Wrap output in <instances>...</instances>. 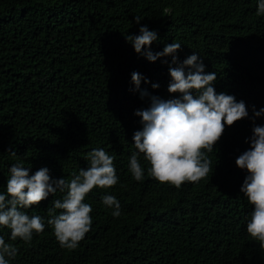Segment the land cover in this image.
I'll return each mask as SVG.
<instances>
[{
  "label": "trees",
  "instance_id": "obj_1",
  "mask_svg": "<svg viewBox=\"0 0 264 264\" xmlns=\"http://www.w3.org/2000/svg\"><path fill=\"white\" fill-rule=\"evenodd\" d=\"M257 5L0 0V194L13 164L28 168L29 175L47 167L53 180H70L89 167L87 153L100 148L114 157L119 178L115 186L87 194L92 224L74 250L62 248L47 225L52 201L65 193L21 209L41 216L45 229L26 243L12 241L10 229L0 226V236L18 249L10 264H264V251L246 230L254 206L240 188L248 173L235 163L250 148L254 124L264 126V115L253 123V107L264 108V15L256 14ZM145 25L158 35L153 54L173 42L181 45L176 64L172 55L150 62L135 52L125 37L139 35ZM194 53L206 73H216V93L244 101L248 118L225 125L212 152L204 150L211 171L199 182L161 184L148 175L142 153L144 178L136 181L129 159L138 152L133 134L143 126L135 112L148 108L151 96L178 98L168 92L169 67ZM133 72L144 78L139 89ZM141 91L149 95L141 98ZM104 195L119 201V217L103 204Z\"/></svg>",
  "mask_w": 264,
  "mask_h": 264
},
{
  "label": "clouds",
  "instance_id": "obj_2",
  "mask_svg": "<svg viewBox=\"0 0 264 264\" xmlns=\"http://www.w3.org/2000/svg\"><path fill=\"white\" fill-rule=\"evenodd\" d=\"M257 15H264V0H258ZM137 24L142 20L134 17ZM136 53L145 56L150 62L160 57L172 55V63H177L174 55L180 48L179 43H171L163 51L153 52L150 47L158 39L155 31L141 26L139 35H126ZM148 46L147 51H142ZM187 68V71L185 69ZM171 82L169 93H179L178 98L164 100L151 96L150 106L137 110L142 130L133 134L134 152L129 159V171L136 181L144 178L138 155L143 154L150 165L148 175L161 184H170L176 188L185 182H199L211 171V161L206 152H212L222 138L225 125L248 118V109L244 101L237 102L235 97L225 93L217 94L212 86L217 76L215 72L206 73L202 58L194 53L187 57L178 67H169ZM140 73L133 72L131 80L139 89ZM147 82V81H145ZM158 88V84H153ZM141 98L149 95L140 92ZM264 115V108L257 111L253 107V123L256 117ZM250 138V148L240 154L235 163L240 169H246L240 192L253 210L245 217L247 233L259 242L264 251V126L255 125ZM206 150V152L204 151ZM89 167L80 169L73 178L53 180L49 169L42 167L29 175L28 168L13 164L9 171L6 193L0 194V226L10 229L12 241L23 240L30 243L33 233H42L45 229L44 219L39 215L29 216L21 209L39 205L49 194L57 191L65 193L62 199L52 201L47 225L51 226L56 240L62 248L74 250L90 231L92 207L84 200L94 188L108 189L118 183L114 167V157L104 149H94L87 153ZM104 205L114 208L112 215H121V205L113 195L102 196ZM61 210L56 214V210ZM18 249L6 243L0 236V264H10ZM7 257V258H6Z\"/></svg>",
  "mask_w": 264,
  "mask_h": 264
}]
</instances>
